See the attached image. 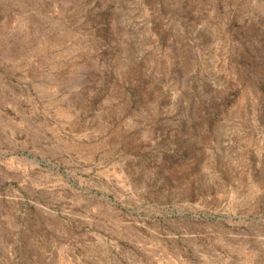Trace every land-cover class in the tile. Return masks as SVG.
<instances>
[{
	"label": "rangeland",
	"instance_id": "1",
	"mask_svg": "<svg viewBox=\"0 0 264 264\" xmlns=\"http://www.w3.org/2000/svg\"><path fill=\"white\" fill-rule=\"evenodd\" d=\"M0 264H264V0H0Z\"/></svg>",
	"mask_w": 264,
	"mask_h": 264
}]
</instances>
